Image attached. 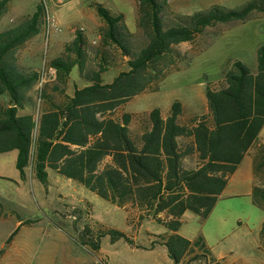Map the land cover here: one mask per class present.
<instances>
[{
    "label": "trees",
    "instance_id": "obj_1",
    "mask_svg": "<svg viewBox=\"0 0 264 264\" xmlns=\"http://www.w3.org/2000/svg\"><path fill=\"white\" fill-rule=\"evenodd\" d=\"M10 1L0 0V21ZM136 2L138 33L144 38L140 46L135 45L123 12L93 3L103 22L99 27L102 45L118 48L129 68L112 82H104L103 74L109 69L105 50L93 63L88 37L82 28L77 29L63 53L49 65L56 73L52 88L64 99L57 100L44 88L41 98L47 107L38 119L20 110L26 108L28 93L41 80V73L20 64L16 53L41 32L45 5L38 3L18 25L0 31V97L8 96L7 104L0 99V153L17 150L16 166L23 178L32 166L37 178L46 183L52 169L124 208L131 224L140 226L152 218L165 225L168 231L157 235L152 248L166 245L173 264H193L201 257L208 264H222L203 235L190 239L180 228L187 210L205 219L210 215L229 178L260 137L264 44L258 48L255 69L229 59L223 78L207 83L205 113L185 119L179 99L167 115L154 107L145 119L133 112L120 115L118 110L174 70L182 57L176 45L193 42L219 23L264 14V0H250L236 8L216 4L193 14L171 11L169 0ZM75 65L90 84L76 86L68 94L64 88ZM252 196L254 204L264 210V186L256 185ZM106 234L112 241L135 244L120 229L96 231L88 225L81 232L82 243L99 252ZM260 236L264 245V221Z\"/></svg>",
    "mask_w": 264,
    "mask_h": 264
},
{
    "label": "rangeland",
    "instance_id": "obj_2",
    "mask_svg": "<svg viewBox=\"0 0 264 264\" xmlns=\"http://www.w3.org/2000/svg\"><path fill=\"white\" fill-rule=\"evenodd\" d=\"M245 1L234 6L239 7ZM38 3L45 5L46 13L61 30L53 29L48 35L45 19L41 32L16 53L20 64L41 73V80L28 93L26 108L20 110L33 113L36 119L47 107L41 98L44 88L57 100L64 99L63 94L52 88L56 73L49 65L63 53L77 29L82 28L88 37L87 48L93 63L105 50L109 69L103 74L104 82H112L120 71L129 68L127 58L118 48L102 45L99 27L103 22L101 18L98 20L97 12H91L96 9L93 3L123 12L128 29L135 35V45L144 41L138 33L136 0H11L1 18L0 31L18 25L36 10ZM257 15L260 13L244 22L208 27L193 42L176 45L182 57L174 70L128 100L118 113L133 112L138 119H145L154 107L167 113L176 99L185 104V119L207 112V83H218L223 78L229 59L241 60L253 69L257 67V46L264 44V15L255 18ZM89 84L75 65L64 90L73 94L76 86ZM0 99L7 104V95ZM260 136L264 139V128ZM17 154V150L0 153V264H173L162 244L154 248L149 243L148 247L141 245L151 235L157 238L167 232L165 225L152 218L145 219L140 226L131 224L124 208L52 169L48 170L46 183L37 178L32 166L23 178L16 166ZM184 214L180 233L190 239L203 235L222 264H264L260 236L264 210L254 204L253 196H223L206 219L191 210ZM87 225L96 231L117 228L130 237L138 233L140 242L135 245L125 239L112 241L111 235L106 234L101 239L102 252H96L82 243L81 232Z\"/></svg>",
    "mask_w": 264,
    "mask_h": 264
},
{
    "label": "crops",
    "instance_id": "obj_3",
    "mask_svg": "<svg viewBox=\"0 0 264 264\" xmlns=\"http://www.w3.org/2000/svg\"><path fill=\"white\" fill-rule=\"evenodd\" d=\"M238 1H245V0H169V7L171 11L175 13L193 14L197 11L208 9L209 7L216 5V4L234 8L236 7L234 5ZM247 1H250V0H246L245 2H242V3L244 4ZM242 3L239 4L238 6L242 5ZM91 10H92L91 12H97L95 11L96 9L95 10L91 9ZM263 15L264 14L257 15L255 18L257 17L261 18L259 16H263ZM254 16L255 15H253V17ZM98 20H100V17L98 18ZM231 22H244V21H231ZM169 110L170 109H168L167 113H165L163 110L162 112L164 115H167ZM184 112H185V104H184ZM32 170H33V167H32ZM256 185L264 186V139L261 138V136L259 137L258 141L254 144V146H252V148H250V150L247 152L246 156L244 157L243 161L239 165L236 172L229 178L228 184L223 190V192L220 194L219 198L226 196V195L252 196L254 187ZM180 232H181V229H180ZM132 235H133L132 238L135 240V242L139 243L140 241L137 239L138 233H132ZM185 236L189 237L187 235ZM155 239L156 237L151 235L149 237V241L144 242L145 244L141 242V245L143 247H148L146 243L152 244V242ZM162 245L166 247V245L164 244ZM100 251L102 252V248ZM193 264H208V261L206 258L201 257L198 260H196Z\"/></svg>",
    "mask_w": 264,
    "mask_h": 264
},
{
    "label": "built area",
    "instance_id": "obj_4",
    "mask_svg": "<svg viewBox=\"0 0 264 264\" xmlns=\"http://www.w3.org/2000/svg\"><path fill=\"white\" fill-rule=\"evenodd\" d=\"M55 30H61L60 27L57 25L56 20L53 19L49 12L46 13V31L48 35L51 33V31Z\"/></svg>",
    "mask_w": 264,
    "mask_h": 264
}]
</instances>
